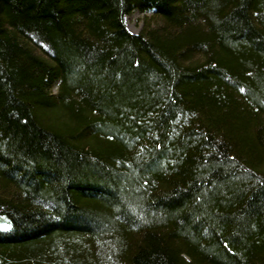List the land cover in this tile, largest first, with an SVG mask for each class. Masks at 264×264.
<instances>
[{
  "label": "trees",
  "instance_id": "trees-1",
  "mask_svg": "<svg viewBox=\"0 0 264 264\" xmlns=\"http://www.w3.org/2000/svg\"><path fill=\"white\" fill-rule=\"evenodd\" d=\"M0 264H264V0H0Z\"/></svg>",
  "mask_w": 264,
  "mask_h": 264
},
{
  "label": "rangeland",
  "instance_id": "rangeland-1",
  "mask_svg": "<svg viewBox=\"0 0 264 264\" xmlns=\"http://www.w3.org/2000/svg\"><path fill=\"white\" fill-rule=\"evenodd\" d=\"M151 12H142L139 10H133L131 13L124 16V25L126 29L133 34H136L142 26V19L144 17L150 16ZM57 85L54 84L52 91L55 92Z\"/></svg>",
  "mask_w": 264,
  "mask_h": 264
}]
</instances>
